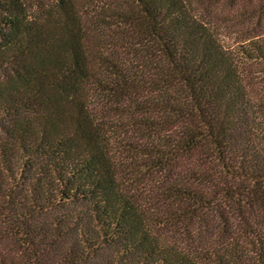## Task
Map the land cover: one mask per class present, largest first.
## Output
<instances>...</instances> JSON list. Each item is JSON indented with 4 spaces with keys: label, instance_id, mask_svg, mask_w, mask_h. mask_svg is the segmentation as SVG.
I'll return each instance as SVG.
<instances>
[{
    "label": "trees",
    "instance_id": "16d2710c",
    "mask_svg": "<svg viewBox=\"0 0 264 264\" xmlns=\"http://www.w3.org/2000/svg\"><path fill=\"white\" fill-rule=\"evenodd\" d=\"M0 264H264V0H0Z\"/></svg>",
    "mask_w": 264,
    "mask_h": 264
}]
</instances>
